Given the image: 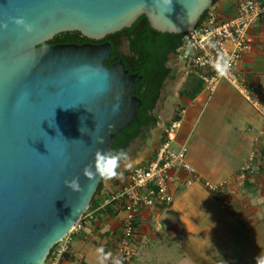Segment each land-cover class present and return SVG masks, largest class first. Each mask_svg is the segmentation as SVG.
<instances>
[{
	"label": "water",
	"instance_id": "obj_1",
	"mask_svg": "<svg viewBox=\"0 0 264 264\" xmlns=\"http://www.w3.org/2000/svg\"><path fill=\"white\" fill-rule=\"evenodd\" d=\"M212 6L213 0H0V264L45 263L101 181L84 177V166L96 148L111 150L141 104L132 88L142 76L121 60L106 62L110 42L47 41L70 30L101 39L141 15L155 30L185 33ZM19 17L31 32L15 23ZM74 176L80 192L64 183Z\"/></svg>",
	"mask_w": 264,
	"mask_h": 264
},
{
	"label": "crops",
	"instance_id": "obj_2",
	"mask_svg": "<svg viewBox=\"0 0 264 264\" xmlns=\"http://www.w3.org/2000/svg\"><path fill=\"white\" fill-rule=\"evenodd\" d=\"M236 1L218 0L215 10L227 18L234 13ZM250 35L253 46L243 55L238 72L244 82H253L257 86L259 102L249 100L226 80H221L213 92L199 90L201 80L188 75L189 91L182 99L190 97L191 102H180L179 108L185 112L189 107V115L181 118L182 127L176 143L187 144V158L197 175L193 177L183 170H175V179L171 183L172 202L142 207L135 213L133 254L125 255L120 250L123 225L129 211L118 202L109 213L96 211L83 229L71 234L70 251L62 264H98L99 248L119 258L121 264H153V249H161L158 242L163 243L162 238L175 242L183 240L182 246L187 250L181 258L185 261L215 264L223 258L208 234V230H214L215 226L234 242L232 250L237 247L245 258L250 259L246 251L250 257L253 253L264 254L253 240L247 247L243 244L238 247L250 238L251 231L259 223L264 224V18L250 29ZM173 116L165 123L164 130ZM160 138L161 135L150 148L137 155L130 156L127 152L129 159L121 164L124 167L118 169L120 175L117 178L137 163L146 161L161 142ZM253 155L256 169L243 179L244 186H235L238 184L235 179L240 176L238 171ZM117 178L103 181L96 203L103 201L105 193L120 188L124 178L116 184ZM227 178L233 180L230 186H220L218 190L205 186L208 181L219 183ZM239 232L243 234L240 238L237 237ZM257 234L264 237V226L258 228ZM229 255V261L227 258L223 261L242 264L237 262L234 253ZM106 264H112L111 259Z\"/></svg>",
	"mask_w": 264,
	"mask_h": 264
},
{
	"label": "built area",
	"instance_id": "obj_3",
	"mask_svg": "<svg viewBox=\"0 0 264 264\" xmlns=\"http://www.w3.org/2000/svg\"><path fill=\"white\" fill-rule=\"evenodd\" d=\"M264 18V3L261 0H237L234 13L223 18L214 8L206 14L195 27L183 33L178 48L181 64L189 75L197 76L202 86L209 92L215 91L221 80L233 84L249 100L259 102L257 86L253 82H244L238 72L243 55L253 46L250 29ZM226 62L227 71L221 73L218 65ZM182 127L180 113L174 116L165 128V135L152 155L144 162L134 165L124 176L120 188L108 193L95 208L87 210L76 222L72 231L58 242L44 264H58L70 251L72 233L83 229L86 221L93 218L96 211L104 210L106 205L117 201L128 209L129 214L123 225L121 252L133 254L132 239L135 232L134 215L142 207L158 203L172 202L171 183L175 179V170H183L195 177L196 170L187 158L188 146L181 143L173 147L177 133ZM246 163L244 170L251 167ZM226 180L219 183L206 182L211 190H218Z\"/></svg>",
	"mask_w": 264,
	"mask_h": 264
},
{
	"label": "rangeland",
	"instance_id": "obj_4",
	"mask_svg": "<svg viewBox=\"0 0 264 264\" xmlns=\"http://www.w3.org/2000/svg\"><path fill=\"white\" fill-rule=\"evenodd\" d=\"M224 1H228L227 3H229V1L232 2L235 0H224ZM212 8L215 9L216 4H213ZM167 64L172 67V73L164 81L161 89L160 97L157 100L155 108L152 110V112L158 117L159 121L156 124V126L147 128L145 130L144 138L142 137L136 138L131 143V145L128 147L127 150L130 156L137 155L140 152L150 148V145H152L153 141H155V139H158L160 137L161 130L162 131L164 130L163 127L167 122V120L171 118L175 114V112H177L180 102H184L185 104L191 102L190 97H186V99H182V96L186 95V92L189 91L187 90V86H189V81L187 77H189L188 76L189 74H187L185 69L183 68L179 56L175 54H170ZM201 88L207 92V90L203 86H201L199 90H201ZM178 113H180L181 118L184 117L186 118L189 115V107H187V110L185 112L179 111ZM172 145L173 147H178L176 142H173ZM254 162L255 160L253 155V157L250 160H248V162H246L249 163L250 164L249 166L252 167L253 169L250 168L249 170L248 169L244 170V166L246 163L243 164L242 168L238 171L237 174L240 176L239 177L237 176L238 177L237 179L234 178L235 181L238 182V184H236L235 186H244L243 179L248 177V173L250 171L256 169L257 162L255 163ZM121 167L124 166L121 165ZM225 180L226 182L222 186H230L229 184L231 182L233 183V180H231L230 178H227ZM261 226L263 227L264 224L259 223L256 226V228L251 231L250 235L248 233L250 238L238 244V247L241 244L247 247L251 243L250 240L251 241L253 240V242L258 244V248L262 252H264V237L262 236V234L261 235L257 234V230ZM213 229L214 230L212 231L208 230V234L211 236L212 242H214L219 248L223 258H227V259L231 258L229 253H234L237 262H241L242 264H254V263L256 264V261L254 262V260H256V257L260 255L253 253L252 256L254 257L253 259L252 257L249 256V254L246 251L245 253L250 259L245 258L240 252H238L237 247L232 250L231 247H233L234 242L230 240L222 230H220L217 226H215ZM242 236L243 234L240 232L237 234V237L239 238ZM162 240L163 243L158 242L159 244L158 246L161 249H155V250L153 249L154 254L152 255V257L155 259L153 264H195L190 261H185L184 259L181 258L182 257L181 254L185 252L184 250H187L185 247L182 246L183 240L179 239L177 240V242H175V240H164L163 238ZM157 257H159L160 259H157ZM223 258L221 261H218L215 264H228L227 262H225V260L223 261ZM127 262L130 263L131 261H127ZM229 264H234V263L229 262Z\"/></svg>",
	"mask_w": 264,
	"mask_h": 264
},
{
	"label": "trees",
	"instance_id": "obj_5",
	"mask_svg": "<svg viewBox=\"0 0 264 264\" xmlns=\"http://www.w3.org/2000/svg\"><path fill=\"white\" fill-rule=\"evenodd\" d=\"M217 1L218 0H213V4ZM261 1L264 3V0ZM206 12L207 10L204 11L198 22L202 20ZM140 20L144 22V26L136 32L135 40L136 43L140 45L139 59L140 61H143V65L140 68V73L143 75L141 84L146 86V90L143 93L137 92L138 97L141 99L138 112L134 120L116 134L111 151L124 149L127 152L128 147L136 138H144L145 130L156 126L158 123V117L152 112V110L155 108L157 100L160 97L164 81L172 73V67L167 64L169 56L170 54L177 55L178 48L182 43L183 33L161 32L155 30L149 25L145 15H141ZM53 37L57 39V34ZM133 91L132 88V92ZM179 111L180 108L177 109L174 116H177ZM165 132L166 131L164 130L161 133L160 141L164 138ZM124 174L125 172L122 176L116 179V184H119L120 179L124 178ZM103 181L104 180L101 179L97 190L91 199L89 208L87 209L88 211L92 209L94 205H99V203L96 202L98 200V194L103 189ZM121 182H123V180ZM106 195L107 193H105V196ZM117 203V201H113L107 204L104 210L100 211H108L109 213L110 208L114 205L117 206ZM133 225H135V223H133ZM51 251L47 259L51 255Z\"/></svg>",
	"mask_w": 264,
	"mask_h": 264
},
{
	"label": "flooded vegetation",
	"instance_id": "obj_6",
	"mask_svg": "<svg viewBox=\"0 0 264 264\" xmlns=\"http://www.w3.org/2000/svg\"><path fill=\"white\" fill-rule=\"evenodd\" d=\"M144 26V22L140 20V16L135 20V22L130 27H124L119 31L105 35L101 39H91L84 36L82 33L76 30L62 31L57 33V39L51 38L47 42L51 44L57 43H102L110 42V57L106 59L108 64L115 61H123L124 68L128 69L131 73H140V68L143 65V61L139 59V48L140 45L136 43L135 34ZM59 34V35H58ZM129 37V46L124 45V38ZM133 86V94L137 95V92L143 93L146 90V86L141 84V80Z\"/></svg>",
	"mask_w": 264,
	"mask_h": 264
},
{
	"label": "clouds",
	"instance_id": "obj_7",
	"mask_svg": "<svg viewBox=\"0 0 264 264\" xmlns=\"http://www.w3.org/2000/svg\"><path fill=\"white\" fill-rule=\"evenodd\" d=\"M15 23L24 28L25 31L31 32L32 25L25 22L22 17L16 18ZM2 27L7 28V25H2ZM221 73L227 71L228 65L226 62H221L218 65ZM102 143L103 141H99ZM129 159L127 152L124 149L117 151L111 150H102L96 148L93 154V160L84 166L83 176L86 177L89 181L95 180L99 177L102 180H111L117 178L120 173L118 169L121 164L126 162ZM72 191L80 192L82 191L80 179L78 176H74L70 180L64 181ZM111 259L112 264H121L119 258L112 257L111 253H106L103 248L97 249V260L98 264H106L107 261ZM256 264H264V254L256 257Z\"/></svg>",
	"mask_w": 264,
	"mask_h": 264
}]
</instances>
